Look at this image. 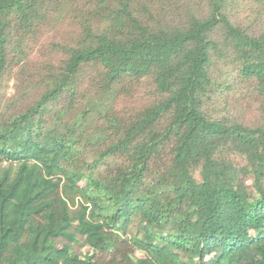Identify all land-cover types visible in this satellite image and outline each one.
<instances>
[{
    "label": "trees",
    "instance_id": "trees-1",
    "mask_svg": "<svg viewBox=\"0 0 264 264\" xmlns=\"http://www.w3.org/2000/svg\"><path fill=\"white\" fill-rule=\"evenodd\" d=\"M0 264H264V0H0Z\"/></svg>",
    "mask_w": 264,
    "mask_h": 264
}]
</instances>
